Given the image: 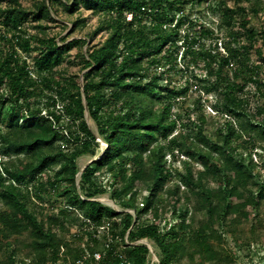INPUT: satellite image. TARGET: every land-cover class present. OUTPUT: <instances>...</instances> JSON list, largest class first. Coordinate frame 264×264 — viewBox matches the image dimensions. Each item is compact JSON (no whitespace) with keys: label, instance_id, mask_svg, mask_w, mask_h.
Masks as SVG:
<instances>
[{"label":"trees","instance_id":"1","mask_svg":"<svg viewBox=\"0 0 264 264\" xmlns=\"http://www.w3.org/2000/svg\"><path fill=\"white\" fill-rule=\"evenodd\" d=\"M25 1L0 0V264H85L97 253L98 264H149L140 240L157 264L230 262L236 252L219 243L264 202V19L250 21L262 0H217L214 28L186 13L205 0ZM80 7L100 16L90 41L106 33L85 52V39L47 32L59 10ZM63 64L78 66L82 87ZM187 74L222 123L210 128L200 99L183 110L189 89L172 78ZM98 138L107 148L78 181L77 160L98 156ZM106 194L120 212L91 200ZM51 196L60 209H44Z\"/></svg>","mask_w":264,"mask_h":264},{"label":"rangeland","instance_id":"2","mask_svg":"<svg viewBox=\"0 0 264 264\" xmlns=\"http://www.w3.org/2000/svg\"><path fill=\"white\" fill-rule=\"evenodd\" d=\"M33 0H27L25 2H22V4L25 7H30L31 2ZM217 0H205V2H202L201 4L194 5L192 8L188 7L186 9V13L191 14V18L195 20H199V22H204L206 23L209 27L214 28L217 22V16L212 10L209 9V5L212 3L216 2ZM210 2V3H209ZM263 2V8H264V0ZM230 4V2H229ZM244 6H247V3H243ZM77 17H81L86 19V26L83 29L80 30H75L73 31L72 27V21H74ZM56 23H49L48 26L50 27L48 29V34L50 36L56 35L58 38L56 39L57 41L60 40V38H66L67 40H71L73 38H83L87 41L88 45L84 46L82 49V52H85L87 47L89 45H95L97 43H101L104 38L106 37V33L102 32L99 33L95 36L93 41H90V38L88 35L93 34L95 29L97 28L99 21H100V16L93 14L91 11H86L82 7L79 8V11L75 12L74 14H68L62 10H59L58 14L55 16ZM264 19V9L263 12L259 15L258 18L255 17H250V21L252 25L255 26H261V23ZM258 46L261 47V51L264 55V46H261V43H258ZM77 53L76 49H72L68 55H70V59L72 60L74 55ZM28 61L31 63V60L28 59ZM62 75L64 77H73L75 79L78 78L79 84L81 85L82 83V73H79L78 66H71V65H66L63 64L61 67L58 68ZM181 69V66H178V70ZM196 73H200L199 70L196 71ZM58 78L59 76L56 75ZM173 85L174 86H186L188 87V93L186 97V102L182 105L183 110L185 109H192L194 106V102L198 99L201 100V103L203 105V110L201 112V115H206L208 117V123L211 127H214L215 125L222 123L224 118L222 117H213L214 112L210 109V106L212 104V99L209 96L204 95L202 92L199 91L198 85L194 82L193 79H191L190 75H183L182 78H180V75H175L172 78ZM193 114V112H192ZM191 114V115H192ZM199 114V112H198ZM195 115V114H194ZM212 119H211V118ZM193 119V117H191ZM187 118H184V121H186ZM88 124L90 126L91 131L96 135V127L94 123L89 119ZM100 144V151L105 149L104 142L100 140L99 138L96 140ZM257 153H261L260 150H254L252 152L253 156V161L255 163L259 164V157L257 156ZM179 155V154H178ZM167 161L170 164L171 158L170 156H167ZM179 158H183V156H179ZM185 158V157H184ZM89 155L82 156L78 158L77 160V165L80 169H82L86 164H88L91 160H93ZM168 164V166H169ZM178 169H180V164L176 163L175 164ZM197 166V164H196ZM200 167L197 166V170H199ZM79 181V179H78ZM98 181L101 184H106V177L104 178L103 176H100L98 178ZM78 183V182H77ZM106 199L107 203H104L101 201V199ZM97 200L100 201V203H103L104 205H108L110 207H113V202L110 200L109 195H103L101 197H97ZM112 202V203H108ZM61 200L58 198L51 196L49 198V201H46L43 203V207L45 210H49L50 206L53 205L54 209H60L62 206ZM116 208L117 211H120L121 209L117 206L113 207ZM132 213V212H131ZM228 227V226H227ZM104 230H98L97 232V237L98 239L104 235ZM234 235L235 237H231L228 235H224L221 242L219 243L220 246L224 247V249L228 252L235 251L236 255L231 256V261H227L225 264H264V202L263 205L258 212H252L250 215V218L248 221L241 223L235 230H234ZM68 239L70 240L71 243L76 248H82L84 245L83 243L85 242V237L83 235V231H80L79 228L76 227H71L69 230V234L67 235ZM15 239V238H12ZM16 241L18 242L19 245L24 244L27 242L25 236H16ZM127 241V240H126ZM241 242H246L250 248L252 249V252L255 253V255H251L252 260L249 259V257H245L246 250L245 249H239V244ZM140 243V242H139ZM138 242L133 243L135 245L139 244ZM155 254L153 255L150 253L151 260L149 264H157L158 263V249L154 247ZM102 249V248H101ZM102 255L100 253H97L95 255V259L93 260L92 257H86L85 256V264H98L99 260H101ZM1 255H0V260H1ZM198 260L195 262H189L188 260H184L182 264H198ZM209 264V263H205Z\"/></svg>","mask_w":264,"mask_h":264},{"label":"water","instance_id":"3","mask_svg":"<svg viewBox=\"0 0 264 264\" xmlns=\"http://www.w3.org/2000/svg\"><path fill=\"white\" fill-rule=\"evenodd\" d=\"M81 87H82V83H81ZM84 104H85V102H84ZM85 119H86V122L88 123V120H89L90 118H89V115H88V111H87L86 105H85ZM103 147H105V149H106V148H107V145L104 144ZM105 149L101 150V152L98 154V156H96L93 160H91L88 164H86L82 169H80L79 173L77 174V179H79L81 173H82L83 170L87 167V165H89L92 161H95V160L99 159V157L103 154V152H104ZM91 200H92V201L100 202V201L97 200V199H91ZM110 203H112V202H110ZM113 207H115V205H113ZM114 209H116V208H114ZM116 211H117V210H116ZM117 212H120V211H117ZM132 213H133V211H132ZM141 241H142V240L138 241V243L140 242L139 244H143V243H141ZM143 245H145V244H143ZM146 246H147V245H146ZM147 248L149 249V252H150L151 250H150L149 246H147Z\"/></svg>","mask_w":264,"mask_h":264},{"label":"bare ground","instance_id":"4","mask_svg":"<svg viewBox=\"0 0 264 264\" xmlns=\"http://www.w3.org/2000/svg\"><path fill=\"white\" fill-rule=\"evenodd\" d=\"M101 201H103L104 203H107V200H106L105 198H104V199H101ZM108 203H110V202H108ZM141 243H143V244L149 246V248H150V250H151V253H152L153 255L155 254V250H154V248H153V245H152L149 241H147V240H142Z\"/></svg>","mask_w":264,"mask_h":264},{"label":"built area","instance_id":"5","mask_svg":"<svg viewBox=\"0 0 264 264\" xmlns=\"http://www.w3.org/2000/svg\"><path fill=\"white\" fill-rule=\"evenodd\" d=\"M131 17H132V15H128L126 19H127V20H130ZM27 63H30V62L28 61V59H27ZM30 64H32V63H30ZM107 227H108V224H107L105 227L101 228V230H104V229H106ZM75 264H84V262H83V261H77Z\"/></svg>","mask_w":264,"mask_h":264}]
</instances>
